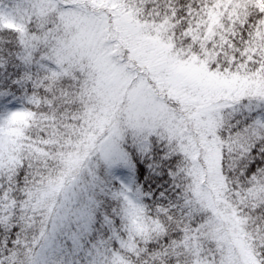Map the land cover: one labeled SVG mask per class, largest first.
I'll return each mask as SVG.
<instances>
[{
    "label": "snow or ice",
    "instance_id": "obj_1",
    "mask_svg": "<svg viewBox=\"0 0 264 264\" xmlns=\"http://www.w3.org/2000/svg\"><path fill=\"white\" fill-rule=\"evenodd\" d=\"M56 4L0 24V264H264V0H127L180 59L250 82L171 130L65 74L58 13L81 9Z\"/></svg>",
    "mask_w": 264,
    "mask_h": 264
},
{
    "label": "rangeland",
    "instance_id": "obj_2",
    "mask_svg": "<svg viewBox=\"0 0 264 264\" xmlns=\"http://www.w3.org/2000/svg\"><path fill=\"white\" fill-rule=\"evenodd\" d=\"M69 2L79 7L81 3L82 8L59 13L68 33L64 47L79 62L75 70L95 82L101 109L123 117L130 126L171 130L175 114L192 109L197 120L201 116L210 119L213 101L250 84L236 75L229 78L210 71L196 56L180 59L170 38L164 39V29L151 34L119 0ZM92 2H101L106 8L102 12L84 4L95 7ZM0 16L3 24L15 25L10 11L0 10Z\"/></svg>",
    "mask_w": 264,
    "mask_h": 264
},
{
    "label": "trees",
    "instance_id": "obj_3",
    "mask_svg": "<svg viewBox=\"0 0 264 264\" xmlns=\"http://www.w3.org/2000/svg\"><path fill=\"white\" fill-rule=\"evenodd\" d=\"M46 6L50 5V7H47V13L51 14V15H55L57 14V4H56V0H44ZM120 5L124 7V5L127 3V0H119ZM86 6H90L98 11H102V9L106 8V6L102 5L101 2H92V4H94L93 7L91 4L89 3H84ZM18 5H23V0H0V10H4V11H10L11 15L15 17L16 22L15 25L20 27L22 29V32L24 35H26V32H24V28H25V15L19 13V12H14L13 10L17 8ZM23 7H27V5H23ZM80 7H81V3H80ZM82 9V8H81ZM94 13L95 11H83V13ZM103 12V11H102ZM61 13V12H59ZM58 13V15H59ZM77 13H82L81 12H77ZM27 18H31L30 16ZM0 24L6 26V24H3L0 21ZM61 26H62V21L60 22ZM63 28V26H62ZM0 31H2V28H0ZM68 33L65 32V29L63 28V35H62V39L60 42V51H59V60L62 63V65L65 66V71H67V73H65L66 75L72 73L75 69L79 68V62L75 59L74 56H71L66 48L64 47V39H66ZM171 40V37H169ZM210 38V37H209ZM180 38H177V42H179ZM172 41V40H171ZM173 43V42H172ZM176 45L173 43V47H175ZM206 66L208 67L207 63L205 62ZM209 69V67H208Z\"/></svg>",
    "mask_w": 264,
    "mask_h": 264
}]
</instances>
